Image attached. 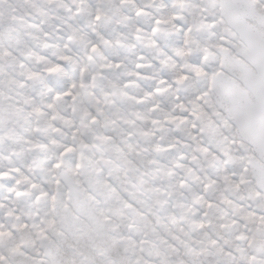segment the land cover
Masks as SVG:
<instances>
[{
	"label": "snow or ice",
	"instance_id": "1",
	"mask_svg": "<svg viewBox=\"0 0 264 264\" xmlns=\"http://www.w3.org/2000/svg\"><path fill=\"white\" fill-rule=\"evenodd\" d=\"M0 264H264V0H0Z\"/></svg>",
	"mask_w": 264,
	"mask_h": 264
}]
</instances>
